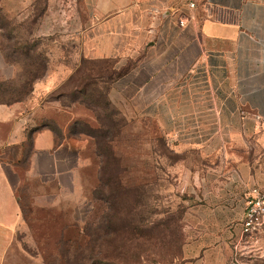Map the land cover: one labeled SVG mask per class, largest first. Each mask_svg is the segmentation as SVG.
<instances>
[{
	"label": "rangeland",
	"instance_id": "rangeland-1",
	"mask_svg": "<svg viewBox=\"0 0 264 264\" xmlns=\"http://www.w3.org/2000/svg\"><path fill=\"white\" fill-rule=\"evenodd\" d=\"M90 25L83 0H0V102L28 100L37 83L63 70L42 96L43 104L52 105L49 126L60 134L66 125L73 137L69 142L83 150L85 160L76 185L65 180L62 191L57 182L44 187L32 179L26 191L24 185L23 213L30 223V235L22 238L26 250L44 264H264V224L255 237L243 234L246 198L255 186L264 191V131L229 127L242 135L230 136L227 144L222 138L228 127L205 126L211 80L199 67L192 79L177 82L196 86L191 96L196 109L166 110L167 132L176 131L184 140L197 134L204 142L217 134L211 144L219 152L213 157L192 148L179 153L176 140L167 141L147 111L118 106L112 86L125 92V75L135 68L141 82V63L80 56L77 34ZM183 96L189 103L190 95ZM150 112L156 117L161 111ZM103 123L115 132L117 163L108 166L91 134ZM63 154L71 166L74 152ZM108 176H118L117 182L102 181ZM245 178L249 186L241 191ZM232 202L240 210L229 219L222 211ZM207 210H218L226 219L215 224L218 233L211 243L203 236L199 254L190 246L207 229L197 232L195 226L205 223L190 215Z\"/></svg>",
	"mask_w": 264,
	"mask_h": 264
},
{
	"label": "crops",
	"instance_id": "crops-1",
	"mask_svg": "<svg viewBox=\"0 0 264 264\" xmlns=\"http://www.w3.org/2000/svg\"><path fill=\"white\" fill-rule=\"evenodd\" d=\"M185 1L83 0L91 25L77 34L80 56L92 61L141 63V82L135 68L125 75V92L112 86L119 95L120 109L147 111L145 114L157 120L167 141L176 140L179 153L192 148L213 157L219 152L211 144L217 134L206 142L192 133L184 140L176 131L167 132L166 110L196 109L191 101L196 86L190 80L182 85L177 82L182 77L192 79L202 67L211 80L205 126L228 127L227 137L222 138L227 144L230 136L236 139L242 135L240 129L231 133L229 127L251 125L254 132L264 131V0H195L194 8ZM51 8L52 5L47 16ZM62 72H51L46 80L37 83L28 100L0 102V264H44L30 255L22 240L30 235L22 189L26 185L25 191L30 190L29 182L35 179L44 187L57 182L62 191L65 180L72 179L76 185L80 167L85 164L83 150L69 142L73 137L66 125L59 134L48 124L53 120L52 105L43 104L42 96L52 90L55 77ZM184 93L190 95L189 103ZM172 95L174 102L170 103ZM155 109L161 111L156 117L150 112ZM196 122L193 119L190 123ZM68 150L75 155L69 167V159L63 154ZM232 179L238 181L235 175ZM244 181L246 187L241 191L249 186L247 178ZM239 210V205L232 202L222 212L231 219ZM219 213L191 212L190 219L205 223L196 225L195 230L207 229L196 236L190 246L192 252L203 251V236L208 243L214 239L218 233L215 224L225 218Z\"/></svg>",
	"mask_w": 264,
	"mask_h": 264
},
{
	"label": "built area",
	"instance_id": "built-area-1",
	"mask_svg": "<svg viewBox=\"0 0 264 264\" xmlns=\"http://www.w3.org/2000/svg\"><path fill=\"white\" fill-rule=\"evenodd\" d=\"M191 8L196 7L195 0H186ZM181 24L184 21L181 20ZM264 224V191L255 186L246 198V210L243 219V234L255 237Z\"/></svg>",
	"mask_w": 264,
	"mask_h": 264
},
{
	"label": "trees",
	"instance_id": "trees-1",
	"mask_svg": "<svg viewBox=\"0 0 264 264\" xmlns=\"http://www.w3.org/2000/svg\"><path fill=\"white\" fill-rule=\"evenodd\" d=\"M99 130V131H98ZM92 136L97 140V147L101 152L100 155L104 159L103 165L108 166L112 163H117V158L112 149L113 138L115 137V132L110 127V125L101 124L98 129H93L91 131ZM100 133V137L98 136ZM97 134V136H96ZM118 176L115 178L108 176L106 179H103L105 183L117 182Z\"/></svg>",
	"mask_w": 264,
	"mask_h": 264
}]
</instances>
